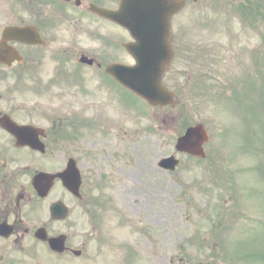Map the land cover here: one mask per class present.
Returning a JSON list of instances; mask_svg holds the SVG:
<instances>
[{"label": "flooded vegetation", "instance_id": "flooded-vegetation-1", "mask_svg": "<svg viewBox=\"0 0 264 264\" xmlns=\"http://www.w3.org/2000/svg\"><path fill=\"white\" fill-rule=\"evenodd\" d=\"M202 1L216 8L209 31L202 30L205 22L179 20L182 12L172 19L174 57L164 82L177 87L172 88L183 116L197 112L196 97L204 96L208 83L228 88L227 79H216L219 59L258 67L264 61L263 0H185V8ZM120 6L121 0H0V264H94L96 258L100 264H136V245L129 240L110 245L107 230L93 223L106 215L105 191L114 182L130 184L136 195L141 188L135 169L126 162L117 167L118 160L131 163L132 155L115 143L137 150L134 121L138 103L145 102L108 69L135 67L134 54L141 56L146 47L96 13ZM240 8H252L253 17L241 15ZM106 28L114 32L106 34ZM210 34L216 48L219 35H226V53L218 58L215 50L209 80L197 63L210 56L202 49ZM188 72L193 75L186 77ZM217 91L210 93L214 108L225 105L216 100ZM168 118L161 121L166 130ZM78 183L80 197L67 189ZM57 238L65 243L63 251L49 245Z\"/></svg>", "mask_w": 264, "mask_h": 264}, {"label": "rangeland", "instance_id": "rangeland-1", "mask_svg": "<svg viewBox=\"0 0 264 264\" xmlns=\"http://www.w3.org/2000/svg\"><path fill=\"white\" fill-rule=\"evenodd\" d=\"M262 11L263 15L264 6ZM215 16L216 8L202 1L189 7L179 20L205 22L202 30L209 31ZM227 18L226 12L223 19ZM108 32L114 31L106 28ZM202 40L207 43L202 49L210 56L197 66L208 71L210 80L215 50L218 58L225 57L226 35H219L217 48L210 44L211 34ZM181 64L179 59L174 65L176 72ZM216 68L221 71L214 72L216 79L228 80L227 90L220 83H208L202 89L204 96L196 97L197 112L186 116L200 118L212 134L205 160L176 155L180 166L175 173L168 177L158 170L162 159L176 154L177 138L184 131L185 120L178 115L177 106L167 111L166 130L161 122L166 113L141 104L134 121L137 150L115 143L132 155L131 163L118 160L117 167L126 162L135 169L141 188L136 195L130 184L115 186L114 182L105 191L108 211L96 221V227L107 230L104 234L112 240L110 245L124 240L136 245V264H264V61L258 67L249 61L219 59ZM189 75L193 73L186 77ZM171 77L169 74L168 79ZM217 89L224 93L216 100L222 98L226 106L213 107L210 93ZM130 128L133 124L125 131ZM147 168L148 177H143ZM96 260L94 264L102 261ZM74 264L85 263L75 260Z\"/></svg>", "mask_w": 264, "mask_h": 264}, {"label": "water", "instance_id": "water-1", "mask_svg": "<svg viewBox=\"0 0 264 264\" xmlns=\"http://www.w3.org/2000/svg\"><path fill=\"white\" fill-rule=\"evenodd\" d=\"M135 1L137 3V0H123L122 12L118 14L116 21L130 31L137 29L139 25H142V22L148 21L149 23L146 25L150 32H148L147 35L149 38L148 42L152 46L155 54L159 46H162V38L169 34L171 16L178 9H180V6L178 3L169 0H147L149 2H144L142 5H149L148 10L142 8L132 9L131 5L134 4ZM138 3H140L139 0ZM154 5H157L158 8H154ZM146 66L147 62H142L138 68V83L136 92L153 104L161 102L162 97L171 99L173 95L167 93V91L160 85V74L151 78V76L142 73L143 70L146 69ZM206 137L205 131L201 126L192 128L187 132L185 137L179 140L177 149L182 152L190 153L194 156H201L202 150L199 143L205 142ZM177 164L178 163L173 158H170L165 160L162 163V166L173 170ZM51 247L54 250L58 249V241H52Z\"/></svg>", "mask_w": 264, "mask_h": 264}]
</instances>
